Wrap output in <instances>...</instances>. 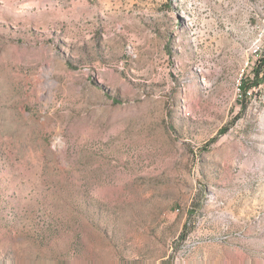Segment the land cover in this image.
<instances>
[{"label": "rangeland", "instance_id": "obj_1", "mask_svg": "<svg viewBox=\"0 0 264 264\" xmlns=\"http://www.w3.org/2000/svg\"><path fill=\"white\" fill-rule=\"evenodd\" d=\"M262 55L264 0H0V264H264Z\"/></svg>", "mask_w": 264, "mask_h": 264}, {"label": "trees", "instance_id": "obj_2", "mask_svg": "<svg viewBox=\"0 0 264 264\" xmlns=\"http://www.w3.org/2000/svg\"><path fill=\"white\" fill-rule=\"evenodd\" d=\"M258 66L259 67H263L264 66V55H262L261 59L258 61ZM257 66V67H258ZM253 71L256 73V74H259V72H257L256 69H253ZM254 81L251 82V84L253 83ZM250 83H248V81L244 78H242L240 80V84H239V91L241 93V96H246L247 93H248V90L250 89Z\"/></svg>", "mask_w": 264, "mask_h": 264}, {"label": "bare ground", "instance_id": "obj_3", "mask_svg": "<svg viewBox=\"0 0 264 264\" xmlns=\"http://www.w3.org/2000/svg\"><path fill=\"white\" fill-rule=\"evenodd\" d=\"M257 51H261L260 48H256L255 52H257Z\"/></svg>", "mask_w": 264, "mask_h": 264}, {"label": "built area", "instance_id": "obj_4", "mask_svg": "<svg viewBox=\"0 0 264 264\" xmlns=\"http://www.w3.org/2000/svg\"><path fill=\"white\" fill-rule=\"evenodd\" d=\"M261 59V58H260ZM240 92V91H239Z\"/></svg>", "mask_w": 264, "mask_h": 264}]
</instances>
